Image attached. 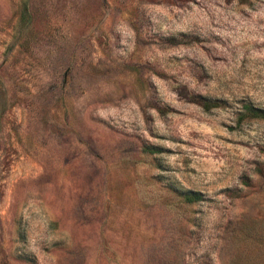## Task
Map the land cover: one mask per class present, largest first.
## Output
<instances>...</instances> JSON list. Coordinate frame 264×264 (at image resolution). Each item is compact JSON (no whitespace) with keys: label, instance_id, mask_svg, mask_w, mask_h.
I'll return each mask as SVG.
<instances>
[{"label":"rangeland","instance_id":"1","mask_svg":"<svg viewBox=\"0 0 264 264\" xmlns=\"http://www.w3.org/2000/svg\"><path fill=\"white\" fill-rule=\"evenodd\" d=\"M243 103L264 0H0V264H264Z\"/></svg>","mask_w":264,"mask_h":264},{"label":"trees","instance_id":"2","mask_svg":"<svg viewBox=\"0 0 264 264\" xmlns=\"http://www.w3.org/2000/svg\"><path fill=\"white\" fill-rule=\"evenodd\" d=\"M242 108H243V111L239 113V115L237 116V119H236L237 122L242 120L244 117L264 118V109L253 107L249 103H243ZM183 198L186 201H192V200L200 198V194L197 192L189 191L183 195Z\"/></svg>","mask_w":264,"mask_h":264}]
</instances>
